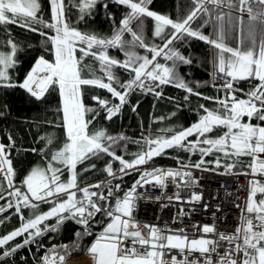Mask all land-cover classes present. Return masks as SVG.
<instances>
[{"label":"snow or ice","instance_id":"1","mask_svg":"<svg viewBox=\"0 0 264 264\" xmlns=\"http://www.w3.org/2000/svg\"><path fill=\"white\" fill-rule=\"evenodd\" d=\"M111 2L125 6L128 11L120 21V26L114 28L112 36L105 37L70 27L66 17L65 0H49L50 21L43 20L40 0H0V26L18 25L39 32L46 37L45 43L50 44L54 61L50 62L40 56L23 83L18 86L26 89L37 100L43 99L50 88L58 89L62 98L61 110L66 130V142L62 147L49 152L47 164L32 168L23 179L22 187L25 190L15 186L16 173L12 160L8 158L10 153L5 144L0 143V174L3 181L7 182V188L13 189L8 195L15 197L14 202L8 201L7 207L0 206V213L15 208L22 220L21 227L0 237V249H3L0 252V261L14 255L18 249L35 243L36 237L42 236L44 232L59 231V226L65 219H73L84 228L83 232L76 233L78 239L72 242V247L79 249L80 240L93 235L90 222L100 223L96 221V216L102 214L108 220L88 247L95 255L97 264H200L196 259L190 260L188 255H184L183 259H177L173 255L169 260H165V250L169 253L171 250H178L181 254L186 250L188 254L198 252L205 257L203 264H213L211 254L217 253L221 241H227L231 247L216 264H264V158H261V154H264V126L251 122L253 118L264 122V0H191L190 10L182 18L178 16L176 20L150 10L152 0ZM98 3H102L104 9L108 8V0H73L71 7H78L79 19L83 20L85 16L92 15ZM225 8L228 11H224ZM233 12L236 15H233ZM145 17L154 20V36L161 39L160 45L145 42L142 34ZM197 20L202 23L193 29L192 25ZM133 22H137L136 30L132 27ZM209 24L213 26V33L206 35L202 29ZM36 25L51 29L54 34L49 35ZM232 32L237 33L236 47L226 42L228 34ZM125 33L131 35V40H124ZM185 36L203 41L214 50L213 76L223 80L225 98L204 97L215 100L220 106L219 110H210L201 105L205 114L198 122L180 130H162L172 134L149 137L145 140L141 152L132 154L134 158L131 161L125 160L122 155H116L113 145L126 140V137L108 135L104 129L89 133L90 121L86 120L85 116L95 109L84 104L83 86L105 89L118 98L119 104L110 106L108 100L99 96L92 97L107 113V119L119 112L120 107L127 103L128 94L136 89L151 92L159 97L162 92L156 89L172 83L189 95L200 96L201 93L194 91L176 71L179 63L192 62L174 47H170ZM5 47L9 50L0 51V87H15L17 85L12 83L9 69L17 64L19 46L10 38V33ZM136 47L151 53V58L137 53L134 50ZM110 48L121 49L126 59L120 61L109 56ZM77 51L80 53L79 57L76 55ZM87 57L99 62V72L102 75L97 76L96 69L85 63ZM158 57L171 61V66L160 63ZM116 67L125 69L132 78L120 82L114 75L113 69ZM247 80H255L258 83L245 93L246 98H238L237 92H243V89L237 85L240 81ZM114 84L123 91L118 90ZM184 99L187 100L188 96ZM245 117L248 122H244ZM216 129L225 131L211 135ZM192 136L197 139L189 140ZM8 139L11 144L12 137L9 136ZM42 139L46 140V145L53 143L52 137ZM173 148L192 154L199 152L201 159L195 163L182 164L181 169L145 170L122 198L114 194L120 191V184L112 185L109 182L106 195L99 191V183L83 188L78 185L80 173L77 172V165L86 160L107 155L119 161L118 172L121 174L119 178L122 179L123 175L130 174V170H138V166L147 164L154 157L162 155L166 149ZM214 153L222 154L225 161H231L222 165L221 157L216 156L214 160L207 162L215 164L216 168L223 166L225 174H231L240 164L242 157L250 158L246 167L250 169L253 179L249 181L250 191L244 206L245 214L241 216L234 234L217 233V240L203 236L189 239L184 229L165 234L156 226L141 225L133 218L136 202L143 196L137 191L138 188L142 189L147 184L167 188L166 182L169 178L173 182L179 178L185 186L195 185L196 179L192 172L186 169L215 171L205 167L206 161L203 159ZM92 168H95L94 163L82 171H90ZM64 169L69 172V178L66 180L61 179ZM105 171L109 176H116L111 164L106 165ZM242 174L249 175L248 172ZM186 177L188 179H185ZM5 190L0 182V191ZM78 192L82 193L79 197ZM3 198L0 196V199ZM176 198L180 199L178 195ZM201 199L202 194L192 193L189 202H198ZM112 200L115 201L114 204ZM100 202H103V206ZM41 203L51 204L52 207L47 212H40ZM22 208L33 210V215L26 221L21 212ZM52 218H56L55 225L40 227L43 222ZM0 223H3V220H0ZM194 227L205 234L216 232L214 226ZM25 233L28 235L21 243L4 247ZM70 251L69 245L66 244L60 245L59 248L53 246L48 254L42 257L41 264H62Z\"/></svg>","mask_w":264,"mask_h":264},{"label":"trees","instance_id":"2","mask_svg":"<svg viewBox=\"0 0 264 264\" xmlns=\"http://www.w3.org/2000/svg\"><path fill=\"white\" fill-rule=\"evenodd\" d=\"M72 2L73 0H65L66 17L70 27H75L81 32L95 33L105 37L112 36L114 28L120 26V21L128 11L125 6L112 3L111 0H108L107 9H104L102 3H98L92 11L91 16H85L83 20H80L79 9L78 7H71ZM40 3L43 20L50 21L51 10L49 0H40ZM191 6V0H152L149 8L158 14L168 15L173 20H176L178 16L182 18L190 10ZM224 11H228V9L225 8ZM233 15H236V13L233 12ZM245 19H247L246 16ZM201 23V20H197L192 25L193 29H196ZM136 25L137 22H133L132 27L134 30H136ZM154 25L155 22L152 18H143L142 34L146 43L160 45L161 39L154 36ZM36 27L49 35L54 34L51 29H43L42 25H36ZM5 28L7 32H5ZM202 31L206 35L212 34L213 26L209 24ZM9 33L10 38L19 46L16 56L17 64L14 68L9 69L12 83L17 86L0 87V143H4L10 153L9 157L13 162L16 173L14 184L16 187H20L23 179L26 178L32 168L45 166L48 162V153L62 147L66 142V130L61 110L62 98L59 95L58 89L55 87L50 88L43 99L37 100L26 89L18 86L23 83L40 56L52 60L53 51L50 44L45 43L46 37L40 35L39 32H33L18 25L0 26V51L6 52L9 50L5 47V41L9 38ZM236 36L237 33L235 32L229 33L226 42L230 46L236 47ZM124 40H131V35L125 33ZM170 47H174L182 55L191 59L192 62L190 64L179 63L176 71L189 86L194 88V91L201 93L200 96L189 95L184 89L177 88L172 83L162 85L156 89V91L162 92V95L159 97L151 92L136 89L128 94L126 97L127 103L122 106L120 112L111 119H107V113L98 106L97 101L93 100L92 97L99 96L102 99H106L110 102V106L116 105L119 102L118 98L113 97L105 89L94 86H83L84 104L89 108L95 109L94 112H89L85 116V119L90 121L88 127L89 133L98 129H104L108 135L114 137L122 135L126 137V140H121L118 144L113 145L116 155H122L125 160L131 161L134 158L132 154L143 150L145 143L141 140L143 134L155 138L167 133L162 130L188 128L198 122L200 117L205 114L200 107L201 105L210 110H219L220 106L215 100L204 99V97L225 98V90L222 87L223 80L219 77L214 78L213 76L212 53L214 50L209 45L196 38L185 36L182 40L174 42L173 46ZM245 47H247V44H245ZM134 50L140 55H148L151 58V53H148L145 49L136 47ZM108 54L120 61L126 59L124 52L119 48H110ZM76 55L80 56L79 51H77ZM157 59L160 63H167L169 66L172 64L171 61H165L162 57H158ZM85 63L92 65L96 69L97 76L102 75L99 72L98 61H94L92 57H87ZM113 71L120 82L132 78L129 72L123 68L116 67ZM105 82H107L106 78ZM257 83L258 81L255 80L240 81L237 87L243 89V92H237V94L242 95L247 93ZM114 86L118 90L123 91L117 85L114 84ZM185 96H188L187 100L184 99ZM97 112L99 113L98 115L96 114ZM246 119L247 117L244 118V120ZM251 122L264 126V122L255 118ZM223 131L225 129H216L211 135L215 136L221 134ZM9 136L12 137L11 144L8 139ZM47 137L53 138L51 145H46V140L42 139ZM188 139L195 140L197 137L192 136ZM134 141H138L139 143H134ZM32 149H36V151H32ZM216 156L221 157L222 165L231 162L225 161L222 154L214 153L213 155L203 157L206 161L205 167L215 170L225 169L223 166L216 168L215 164L207 163L214 160ZM200 159L199 152L192 154L179 148H173L166 149L162 155L154 157L150 162L156 164L183 160L195 163ZM249 160V157H242L240 164L245 166L241 167L238 164L235 170L238 172L249 170L246 167ZM93 163L95 164V168L86 172L82 171ZM107 164H111L114 173H116V176L112 177L114 184H120L121 186L120 191L115 192L116 195H121L138 178L143 169L142 165L138 166V170H130V174L123 175V178L120 179L119 176L121 174L118 172L120 167L119 161H115L107 155H102L99 159L93 158L90 161L86 160L83 164L77 165V172L80 173L78 185L81 186L109 176L105 171ZM68 178L69 172L67 169H64L61 179L66 180ZM0 182L3 183L4 189H6L5 191H0V196L4 197L0 199V206L7 207L8 201H13V196L8 195L7 182L3 181L2 176H0ZM81 195L82 193L78 192V197ZM257 198H259V194ZM51 207V204L41 203L39 211L47 212ZM21 212L24 221L33 215V210L31 209L22 208ZM0 220H3V223H0V236L10 233L22 225L21 217L16 213L15 208H10L4 213H0ZM107 220V217L98 214L96 221L100 223L91 222V224L95 228H100ZM55 223L56 218H52L43 222L40 227L44 228L45 225L52 226ZM77 232H83V229L73 222H64L59 226V231L46 232L36 239L35 243L26 245L18 250L14 259H7L6 262L8 264H41L42 257L48 254L53 246L59 248L60 245L65 244L69 245L71 249L68 255L79 254L87 247L93 235L83 237L80 240V248L75 249L72 247V242L78 239L76 236ZM24 235L27 236L28 233ZM23 239V236L17 237L15 240L9 242V246L21 243ZM2 251L0 249V252Z\"/></svg>","mask_w":264,"mask_h":264},{"label":"built area","instance_id":"3","mask_svg":"<svg viewBox=\"0 0 264 264\" xmlns=\"http://www.w3.org/2000/svg\"><path fill=\"white\" fill-rule=\"evenodd\" d=\"M182 164L186 163L159 164L157 168L181 169ZM186 170L192 172L193 177L197 181L195 185L185 186L181 183L179 178H177L175 182L169 178L166 182L167 188H161L154 184H147L142 189L138 188L137 191L142 193L143 196L136 202L133 218L139 223L146 221L148 225L156 226L165 234L176 233L179 229H184L189 239H198L203 236L206 239L217 240V233H223L225 235L234 234L236 228L239 226L241 216L245 214L244 206L249 198V181L253 179L250 172H248L249 175L246 176L242 173L235 172L234 169L231 174H225L226 170L204 171L195 168ZM110 178L111 176L97 181L101 184L99 191L102 192V189L106 188L105 195L107 194V185L109 182L114 185L110 181ZM185 179L188 178L186 177ZM130 188L131 187L125 192ZM192 193L202 194V199L198 202H189ZM123 195L119 197L122 198ZM177 195L180 199L176 198ZM169 197H171V199H169ZM100 203L101 206H103V202ZM152 205L155 209L150 207ZM167 212H170L169 216L171 220L169 222H167V216H165ZM142 214H147L148 216L152 215L158 217V219L156 222L152 223L149 221V218L142 217ZM70 220L76 223L75 220ZM194 225L200 226L201 228L203 225L214 226L216 232L205 234L197 227H194ZM102 230L103 228L94 231L95 236L91 244ZM88 247L85 251L90 252ZM230 247L231 245H229L227 241H221L217 248V253L211 254L213 264H216V261L222 257L224 252ZM165 251V260H169L173 255L176 256L177 259H183L184 255H188L190 260L196 259L200 261V264H203V260L205 259V257L201 256L198 252L188 254L186 250L185 253L181 254L178 250H171L170 253L168 250Z\"/></svg>","mask_w":264,"mask_h":264},{"label":"bare ground","instance_id":"4","mask_svg":"<svg viewBox=\"0 0 264 264\" xmlns=\"http://www.w3.org/2000/svg\"><path fill=\"white\" fill-rule=\"evenodd\" d=\"M149 138V136L147 135V134H143V136L141 137V140L142 141H144L145 142V140L146 139H148ZM10 159V158H9ZM170 162H162V163H156V165H159V164H169ZM0 176H2V174H0ZM139 178H137L136 180H138ZM98 180V179H97ZM135 180V181H136ZM134 181V182H135ZM133 182V183H134ZM133 183L130 185V186H128L126 189H125V191L129 188V187H131L132 185H133ZM215 184V183H214ZM115 185V184H114ZM22 188V187H21ZM23 190H25L24 188H22ZM12 200L14 201V199L12 198ZM152 209H155V207L152 205V206H150ZM156 211V210H155ZM169 213L170 212H167V214L165 215V216H167V222H169L171 219H170V216H169ZM156 214V213H155ZM157 215V214H156ZM142 217H144V218H149V221L150 222H156L157 221V219H158V217H155V216H148L147 214H142ZM74 223V222H73ZM93 223V222H92ZM75 224H77V223H75ZM140 224L141 225H148L147 224V222L146 221H142V222H140ZM79 227H81L83 230H84V228L81 226V225H79V224H77ZM104 227V225L102 226V227H100V228H95V227H93V228H91V230H92V232L94 233V231H98V230H100V229H102ZM91 242H92V239H91V241L89 242V244L87 245V247L91 244ZM94 264V263H96L97 264V260H96V257L93 255V254H91L90 252H87V251H85V250H83V252H81V253H79V254H71V255H67L66 256V258H65V261H64V264Z\"/></svg>","mask_w":264,"mask_h":264},{"label":"rangeland","instance_id":"5","mask_svg":"<svg viewBox=\"0 0 264 264\" xmlns=\"http://www.w3.org/2000/svg\"><path fill=\"white\" fill-rule=\"evenodd\" d=\"M53 53V52H52ZM50 62H52V61H54V55H53V58H52V60H50V59H48ZM237 96H238V98H246V96H245V94H242V95H238L237 94ZM127 99V98H126ZM219 99H224V98H219ZM117 104H119V102L117 103ZM116 104V105H117ZM121 108H122V106L120 107V110H121ZM120 110H119V112H120ZM118 112V113H119ZM116 115V114H115ZM244 122H248V118L246 119V120H244ZM172 133L171 132H167V133H165V134H163V136H170ZM261 158H264V154H261ZM14 199V201H15V198H13ZM66 258V257H65ZM65 261V260H64ZM64 261L62 262V264H64ZM75 264V263H74Z\"/></svg>","mask_w":264,"mask_h":264}]
</instances>
